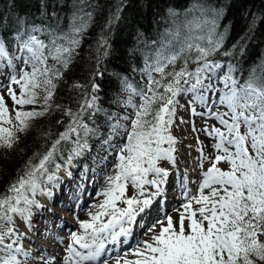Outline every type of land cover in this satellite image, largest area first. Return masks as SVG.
Returning a JSON list of instances; mask_svg holds the SVG:
<instances>
[{"label": "snow or ice", "instance_id": "snow-or-ice-1", "mask_svg": "<svg viewBox=\"0 0 264 264\" xmlns=\"http://www.w3.org/2000/svg\"><path fill=\"white\" fill-rule=\"evenodd\" d=\"M81 11L82 15L73 17L68 32L50 31L47 42L32 34L40 32L39 28H33L26 37L18 34L23 65L19 70L0 38V61L6 60L11 69L6 87L13 102L10 112L0 94V148L12 149L19 134L26 133L34 120L53 110L58 82L71 64L81 34L92 18L91 12ZM119 11L113 19L119 18ZM208 14L213 17L211 20L194 26L200 34L181 39L177 29L170 34L174 44L162 42L153 59H146L143 71L147 84L143 88L137 89L126 78L122 79L125 90L131 93L126 105L132 112L107 117L108 132L100 142L109 155H114V160L109 167L107 157L101 159L106 170L101 173L105 186L98 197L103 199L85 210L87 219H79L76 212L82 207L85 185L92 180L88 173L95 175V169L85 166L79 182L73 181L75 187H61V172L72 177L74 160L89 149L88 138L100 136L99 129L90 126L94 123L91 117L100 111L96 95L100 86L95 77H102L103 73L98 62L90 93L85 91L75 111L64 110L68 117L64 131L46 152L34 154L38 161L33 163L29 159L23 174L8 186L5 194H0V264H29L30 259H36L32 250L25 248L23 239L27 233L16 227L15 217H20L31 231L33 208L52 211L37 196L52 198L53 189L61 193L58 202L76 215L78 225L69 232L62 264H109V260L114 264H264V79L253 68L241 84L234 64L210 59L222 48L225 35L217 32L221 13ZM168 15L175 17L177 13L170 9ZM98 44L106 57L110 47L107 39L102 36ZM178 61L181 64L177 70ZM190 64L194 65L191 69ZM259 67L264 72V63ZM217 79L222 88L214 86ZM13 84L19 87V94ZM73 87L84 85L76 83ZM181 95L191 96L192 115L215 119L221 125L206 123L202 129L215 141L214 155H206L203 147H198V166L202 170L205 162L210 166L202 171L196 194L187 187V176L179 177L185 202L176 209L178 220L174 221L171 215L157 217L144 232L151 234L150 239L137 240L132 248H122L154 202L164 197L172 172L162 167L161 161L175 168L178 140L172 135V126ZM132 96H138L140 102H133ZM197 104L203 111L197 112ZM26 105L34 107L25 110ZM219 106L227 111H220ZM221 162L228 165L226 170L218 166ZM129 185L134 189L132 195H127ZM194 204L198 207L194 208ZM53 214L58 220L63 219L58 213ZM37 231L48 235L44 229ZM53 238L63 243L62 237ZM38 259L42 264H57L55 256L41 254Z\"/></svg>", "mask_w": 264, "mask_h": 264}, {"label": "trees", "instance_id": "trees-1", "mask_svg": "<svg viewBox=\"0 0 264 264\" xmlns=\"http://www.w3.org/2000/svg\"><path fill=\"white\" fill-rule=\"evenodd\" d=\"M207 8L221 13L217 32L225 35L222 48L210 59L234 64L241 84L253 68H256V75L264 79L259 67L264 63V0H0V38L4 39L10 55L16 50L18 34L26 37L38 26L41 31L36 35L47 42L50 31L68 32L73 17L82 15L81 10L92 13L84 30L86 33L81 34L80 46L58 82L53 110L34 120L26 133L19 134V141L12 149L0 148V194H5L8 186L23 174L29 159L33 163L38 161L34 154L46 152L64 131L68 123L64 110L75 111L85 91L90 93V81L99 62L103 76L95 77V82L100 86L96 93L100 111L91 117L94 123L90 126L98 128L100 136H90L89 149L73 162L76 168L95 166L103 151H107L100 141L108 132V115L123 116L132 111L126 105L131 93L125 90L122 79L126 78L137 89L143 88L147 83L143 71L146 59L149 62L153 59L162 42L174 44L170 34L177 29L181 39L189 34H200L186 22L196 16L197 9ZM118 9L119 18L113 19ZM170 9L177 13L175 17H169ZM102 36L110 45L106 57L98 44ZM224 52L231 55L224 56ZM180 64L178 61L177 70ZM193 67L189 65L190 69ZM76 83L84 88L73 87ZM136 97L132 96L135 103ZM85 120H89L87 115Z\"/></svg>", "mask_w": 264, "mask_h": 264}, {"label": "rangeland", "instance_id": "rangeland-1", "mask_svg": "<svg viewBox=\"0 0 264 264\" xmlns=\"http://www.w3.org/2000/svg\"><path fill=\"white\" fill-rule=\"evenodd\" d=\"M208 10H202V9H197L194 14L196 15L192 19H188L186 24L190 26V28H194L196 23H203L205 19L211 20V15H209V12H213V10L207 8ZM191 22V23H189ZM33 28H39L38 26H35ZM32 28V29H33ZM32 29L29 31L31 33ZM40 29V28H39ZM195 29V28H194ZM28 33V34H29ZM37 33V32H36ZM32 33V34H36ZM86 31H83L82 34H85ZM39 37V36H38ZM40 38V37H39ZM41 39V38H40ZM13 59V63L17 66V69L19 70L23 65H22V56L21 52L19 50V42L16 43V50L14 54L10 55ZM222 63V62H221ZM30 70V69H28ZM226 71V68L224 69ZM11 74V69L7 65V61H0V94H3L5 97V101L7 103V106L10 110L12 111L13 108V102L10 99V97L7 95V84H8V77ZM147 79V78H146ZM147 84V83H146ZM145 84V85H146ZM144 85V86H145ZM214 86L218 88H222L223 84L217 79L214 81ZM12 87L16 90V93L19 94V87L16 85H12ZM209 96H211V93H209ZM217 98L219 97V92L216 94ZM137 98V103L140 102V98ZM191 99V96H185L181 95L178 97L179 104L177 106V111H176V120L175 123L172 126V135H174L178 143L176 145L177 152H176V165L175 168L169 162L167 161H161V166L168 168L172 174L173 172L176 173L175 180L176 183L179 184V177L187 176V187L191 189L193 194H196L197 188H198V182L201 180L202 176L201 173L203 170H207V168L210 166L208 162L204 163V168L203 170L199 168L198 166V157L200 156V153L198 151V147H203L204 153L206 155H214V151L212 148L213 143L215 142L214 140L211 142L205 135V133L202 131L204 128L205 124L211 126V125H216L217 127H221V125H218V122L215 119H209L206 117H201V116H194L192 115L190 111V105H189V100ZM199 105V104H198ZM223 107V109H221ZM33 108V105H26L24 106L25 110H31ZM197 112L203 111V108L201 105L196 107ZM213 110H216V107H213ZM220 111H227V108L224 106H219ZM132 112V111H131ZM14 114V113H13ZM181 120L184 122L182 123ZM193 124L195 127V131L193 130ZM241 131H244L243 126L241 127ZM198 140L201 142L198 145ZM208 140V141H206ZM115 142V140L113 141ZM206 144V145H205ZM209 144V145H208ZM208 146V147H207ZM210 147V148H209ZM210 149V150H208ZM103 157H107V162H109V167H110V162L114 160V155H109L108 150L103 151V155H101V158L98 159L96 165H86L89 170L95 169V175H93L92 171H89L88 175L92 177V180L90 182H87L85 185V189L83 191V199L86 197L88 194L86 192V187L92 182V181H97L100 183L98 186V189H101L105 186V182L103 180V177L101 175L102 172L106 171L103 164L100 163L101 159ZM71 168V171L73 173L72 177H67L64 175V173H61V177L64 180V185L68 186L71 185L72 187H75V182H79V177L82 169H84L85 166L81 168H76L75 164ZM222 169H227L228 165L226 163L221 162L219 165ZM176 169L179 170V172H176ZM174 175V174H173ZM172 175V176H173ZM151 178V177H149ZM172 178V177H170ZM197 181V182H196ZM101 186V188H100ZM56 190V189H55ZM151 191V189H149ZM173 186H168L166 187V192H168V199L169 201L167 202L164 197L158 198L156 202H158V205L160 203L164 205L166 203L169 204L168 206H161L160 205V210L159 212L156 210H152V213L150 216L149 221L147 222L148 224H151L154 222V220L158 217L160 219H163L165 215H171L175 220H178V212L176 209H180V206L182 203L185 202L183 199V196L181 194V188L179 190H176ZM57 191V190H56ZM206 192L208 191L207 189L205 190ZM134 192V189L132 188L131 185L128 187L127 195H132ZM94 198L92 197L94 195ZM61 194L58 192V195ZM43 197L44 196H37V199L40 200V202L43 204ZM63 199H67V196L64 195ZM103 199V197H98V193L93 192L91 195V199L87 200L85 204L82 205L80 209H77L76 215L79 216V219H87L88 217L85 215V210L89 208L90 205L93 203H98L99 200ZM166 202H165V201ZM54 208H52V211H45L43 209H36L33 208V218L32 222L34 225V228L31 230L30 234L32 235V238H24L23 239V244L25 248H29L32 250V255L33 257H36V259H30L29 264H42V262L38 259V257L41 254H44L46 256H55L57 264H62V258L65 254V245L69 242V232L71 230H75L78 228L77 225V220H76V215L73 214V212L69 211L66 207H63L59 202L58 204H54ZM123 206V205H121ZM193 207H198V205H193ZM43 210L42 215H38L37 211ZM182 210V209H181ZM52 212L58 213L60 217H63V221L67 222L69 226H67L65 229L59 228V225L54 224V218L56 217L53 215ZM156 212V213H155ZM145 218V217H144ZM16 220V227L19 228L21 232H26V226L23 220L20 217H15ZM141 223V222H140ZM144 227V229L141 232H137L136 238L140 240H148L150 239V235H144V232L148 226ZM46 225L48 226L46 228ZM24 227V229L20 227ZM140 226V225H139ZM138 227L137 229L138 231ZM141 227V226H140ZM38 229H44L48 235L42 234L40 231H37ZM50 231H53L50 233ZM157 231H159V226H157ZM57 236V237H62L63 238V243L58 242L56 239L49 237V235L52 236ZM43 245L46 251L38 250L37 245ZM59 255V256H58ZM58 256V257H57ZM40 263H36V262Z\"/></svg>", "mask_w": 264, "mask_h": 264}, {"label": "bare ground", "instance_id": "bare-ground-1", "mask_svg": "<svg viewBox=\"0 0 264 264\" xmlns=\"http://www.w3.org/2000/svg\"><path fill=\"white\" fill-rule=\"evenodd\" d=\"M197 106H199L198 104L196 105V107ZM221 109H223V107L221 108ZM225 111V110H224ZM219 125V124H218ZM220 126V125H219ZM211 142L213 141V139H211V138H208ZM206 141H208V140H206ZM213 143V142H212ZM206 145V144H205ZM209 145V144H208ZM203 146V145H202ZM208 147V146H207ZM210 148V147H209ZM205 149V148H204ZM208 150H210V149H208ZM174 174V175H173ZM173 176L171 175L170 177H172V178H170L169 177V184L167 185V187L168 186H173L174 188H176V190H179L180 188H181V186H180V183L178 184V183H176V180H175V176H176V173H174L173 172ZM197 182V181H196ZM64 185V184H63ZM63 185L61 186V187H63ZM100 185V183L99 182H97V181H92L87 187H86V192H87V196L86 197H84L85 199H83L82 200V205L83 204H85V202L87 201V200H90L91 199V195L93 194V192H96V193H99V190L100 189H98V186ZM100 188H101V186H100ZM175 190V191H176ZM53 192L55 193V195L52 197V198H48V197H43V204H46V205H50L51 206V209L52 208H54V204H58V200H57V196H60L61 194H59L58 195V192L55 190V189H53ZM96 194L94 193V195L92 196L93 198H94V196H95ZM168 192H166V190H165V194H164V199L168 202ZM164 200V201H165ZM165 201V202H166ZM160 205L161 206H168L169 204H167L166 205V203L164 204V205H162L161 203H160ZM160 205H158V202H154V204H153V206H152V208H151V211L150 212H148L147 213V215L145 216V218H143V220L141 221V223H140V226H139V228H138V231H137V229H134V232H133V236H132V238H131V240H129V242L128 243H126V244H123L122 245V248H132V247H134L135 246V242L137 241V240H140V239H138V238H136L135 236H136V234H137V232H141L143 229H144V227H146V225L148 224L147 222L149 221L148 219H150V216L149 215H151V213H152V210H156V211H158L159 212V210H160ZM42 211L43 210H39V211H37V214L38 215H42L43 213H42ZM53 213V212H52ZM156 213V212H155ZM54 215V214H53ZM58 223V224H57ZM54 224L57 226V225H59L60 227H61V229H65L67 226H69V224L67 223V222H65V221H63V220H58L57 219V217H55L54 218ZM20 228H22V229H24V227H20ZM26 229H27V227H26ZM30 230L29 229H27V231L25 232V233H27V235L25 236V238H32L33 239V237L30 235ZM33 232V231H32ZM31 232V233H32ZM51 232H53V231H50V233ZM54 233V232H53ZM53 233H52V236L51 235H49V237H52L53 238ZM37 248H38V250H45V248H44V246L43 245H37ZM59 256V255H58ZM57 256V257H58ZM129 258H132V257H129ZM36 262V261H35ZM38 262V261H37ZM36 262V263H37ZM38 263H40V262H38ZM109 264H114V261L113 260H109Z\"/></svg>", "mask_w": 264, "mask_h": 264}]
</instances>
